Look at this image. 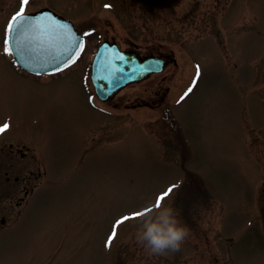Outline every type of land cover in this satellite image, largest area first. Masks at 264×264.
Instances as JSON below:
<instances>
[{"label":"rangeland","instance_id":"1","mask_svg":"<svg viewBox=\"0 0 264 264\" xmlns=\"http://www.w3.org/2000/svg\"><path fill=\"white\" fill-rule=\"evenodd\" d=\"M20 6L0 0V264H264V0H29L87 33L78 61L41 76L3 50ZM103 40L174 62L101 102ZM172 184L163 202L190 233L150 255L142 216L115 222Z\"/></svg>","mask_w":264,"mask_h":264},{"label":"snow or ice","instance_id":"2","mask_svg":"<svg viewBox=\"0 0 264 264\" xmlns=\"http://www.w3.org/2000/svg\"><path fill=\"white\" fill-rule=\"evenodd\" d=\"M29 4V0H21L19 11L12 17L11 22L6 29V36L4 39V52L19 57L27 62H32L40 57L46 62L53 64V70L56 64L64 65L73 63L84 48L83 36L77 35L71 24L64 23L57 20L51 13H40L39 15H31L25 11V7ZM14 33V35H13ZM124 60L123 52L113 50L110 59L105 63H101L98 69V78L109 80L115 76L116 72L120 70L116 60ZM200 66L197 65V76L200 75ZM140 70L144 71L143 65ZM193 91L189 87L180 97L183 100ZM9 125L7 123L0 125V133L4 132ZM178 184H172L167 191L159 194L155 201V207H158L164 198L169 196L173 189L178 188ZM148 211L147 208L143 211H134L128 215L121 216L115 223L120 225L133 217H139ZM116 232L113 231L109 237V243L115 237Z\"/></svg>","mask_w":264,"mask_h":264},{"label":"water","instance_id":"3","mask_svg":"<svg viewBox=\"0 0 264 264\" xmlns=\"http://www.w3.org/2000/svg\"><path fill=\"white\" fill-rule=\"evenodd\" d=\"M51 13L53 17L57 20L62 21L67 24H71L73 29L77 32L72 22L57 15L49 9H41L34 13H29L33 16L39 15L40 13ZM14 35V33H13ZM77 35H80L77 32ZM84 40V38H83ZM113 50H119L115 42H102L97 48L96 54L93 58L91 64L90 81L94 88V92L97 98L103 102L111 99L120 89L124 88L130 83L139 82L141 80L147 79L152 73L161 72L170 62L168 58L154 57L149 55H144L140 57L135 51H120L123 52L125 59L116 60V64L119 65L120 70L116 72L115 76L109 80H104L98 78V69L101 63L107 62L110 59ZM82 52H80L81 54ZM79 54V56H80ZM12 55V54H11ZM79 56L74 60V62L79 58ZM15 64L24 72L33 75H51L58 73L65 68L69 67L73 63L68 64L67 67L61 64H56L53 70V64L46 62L44 59L37 57L36 60L32 62H27L19 57L12 55ZM143 65L144 71L140 70V66Z\"/></svg>","mask_w":264,"mask_h":264},{"label":"clouds","instance_id":"4","mask_svg":"<svg viewBox=\"0 0 264 264\" xmlns=\"http://www.w3.org/2000/svg\"><path fill=\"white\" fill-rule=\"evenodd\" d=\"M142 219L135 229L136 241L147 252L166 255L175 252L190 233V227L180 217L178 209L170 202H161L158 207H146Z\"/></svg>","mask_w":264,"mask_h":264},{"label":"trees","instance_id":"5","mask_svg":"<svg viewBox=\"0 0 264 264\" xmlns=\"http://www.w3.org/2000/svg\"><path fill=\"white\" fill-rule=\"evenodd\" d=\"M168 121L174 124V120L172 118L169 119ZM175 129L178 130L179 128H175ZM186 176H187L186 184L188 185L189 188L192 187L191 186L192 184L199 185L198 179H197V177L194 174L189 173L188 171H186Z\"/></svg>","mask_w":264,"mask_h":264},{"label":"flooded vegetation","instance_id":"6","mask_svg":"<svg viewBox=\"0 0 264 264\" xmlns=\"http://www.w3.org/2000/svg\"><path fill=\"white\" fill-rule=\"evenodd\" d=\"M153 75H154V74H153ZM159 99L162 101L164 98H163V96H160V98H159Z\"/></svg>","mask_w":264,"mask_h":264}]
</instances>
